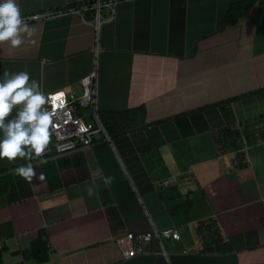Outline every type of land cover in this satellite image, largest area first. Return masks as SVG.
I'll return each instance as SVG.
<instances>
[{"label": "crops", "instance_id": "obj_1", "mask_svg": "<svg viewBox=\"0 0 264 264\" xmlns=\"http://www.w3.org/2000/svg\"><path fill=\"white\" fill-rule=\"evenodd\" d=\"M18 3L62 13L0 44V70L81 94L98 35L109 138L34 159L31 180L0 159V264H264V0H126L98 32L85 0ZM154 226L124 258L116 238Z\"/></svg>", "mask_w": 264, "mask_h": 264}, {"label": "clouds", "instance_id": "obj_2", "mask_svg": "<svg viewBox=\"0 0 264 264\" xmlns=\"http://www.w3.org/2000/svg\"><path fill=\"white\" fill-rule=\"evenodd\" d=\"M33 34L34 27L22 15L18 0H0V44L18 47ZM63 96L59 90L44 91L27 70H0V159L23 160L11 169L13 175L31 180L32 161L41 156L50 139H64L56 131L58 109L65 106ZM111 180L104 177L105 184ZM85 191L94 195L95 185H87Z\"/></svg>", "mask_w": 264, "mask_h": 264}, {"label": "built area", "instance_id": "obj_3", "mask_svg": "<svg viewBox=\"0 0 264 264\" xmlns=\"http://www.w3.org/2000/svg\"><path fill=\"white\" fill-rule=\"evenodd\" d=\"M86 3L80 8H73L75 12H89L94 14L92 22L98 32L100 23L102 20L112 18L115 14L118 4L126 0H85ZM104 9L109 10L108 17L103 15ZM62 13L57 12H38L31 15H25L26 20H41L47 19L54 15ZM35 17V18H33ZM99 37L96 35V41L94 44L95 52V64L92 71L84 76L81 80L82 93L66 92L60 89L64 93L63 99L65 100L64 109H58L57 121L60 124V128L56 131L60 132L64 139L54 140V143H49L45 151L41 156H45L48 153L58 152L63 153L71 151L86 145H93L98 138H109L105 126L100 119V110L98 104L99 95V62L98 53L100 52ZM79 110L87 111L86 113H80ZM175 183V178L170 177L164 179L159 185H170ZM160 229L156 226L152 227L149 231L133 232L128 231L116 238V244L120 249L124 258H132L137 255L146 254L152 252L151 244L154 238L160 237Z\"/></svg>", "mask_w": 264, "mask_h": 264}, {"label": "rangeland", "instance_id": "obj_4", "mask_svg": "<svg viewBox=\"0 0 264 264\" xmlns=\"http://www.w3.org/2000/svg\"><path fill=\"white\" fill-rule=\"evenodd\" d=\"M80 111H81V110H80ZM86 112H87V111L82 110L81 114H82V113L84 114V113H86Z\"/></svg>", "mask_w": 264, "mask_h": 264}, {"label": "water", "instance_id": "obj_5", "mask_svg": "<svg viewBox=\"0 0 264 264\" xmlns=\"http://www.w3.org/2000/svg\"><path fill=\"white\" fill-rule=\"evenodd\" d=\"M50 142H51V143H54V140H51V139H50Z\"/></svg>", "mask_w": 264, "mask_h": 264}, {"label": "trees", "instance_id": "obj_6", "mask_svg": "<svg viewBox=\"0 0 264 264\" xmlns=\"http://www.w3.org/2000/svg\"><path fill=\"white\" fill-rule=\"evenodd\" d=\"M81 113V112H80ZM101 118H102V115H101Z\"/></svg>", "mask_w": 264, "mask_h": 264}]
</instances>
